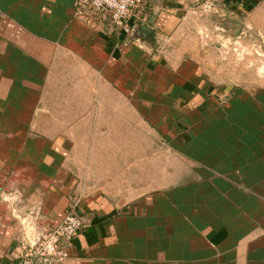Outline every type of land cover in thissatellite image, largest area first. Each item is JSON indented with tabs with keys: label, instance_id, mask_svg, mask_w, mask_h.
<instances>
[{
	"label": "crops",
	"instance_id": "1",
	"mask_svg": "<svg viewBox=\"0 0 264 264\" xmlns=\"http://www.w3.org/2000/svg\"><path fill=\"white\" fill-rule=\"evenodd\" d=\"M77 1L0 0V264L73 206L63 264H264V87L191 43L205 3L256 31L264 0H139L130 35Z\"/></svg>",
	"mask_w": 264,
	"mask_h": 264
},
{
	"label": "rangeland",
	"instance_id": "2",
	"mask_svg": "<svg viewBox=\"0 0 264 264\" xmlns=\"http://www.w3.org/2000/svg\"><path fill=\"white\" fill-rule=\"evenodd\" d=\"M195 42L209 77L226 86L264 87L263 23L254 31L247 16L233 14L218 1L205 3Z\"/></svg>",
	"mask_w": 264,
	"mask_h": 264
},
{
	"label": "built area",
	"instance_id": "3",
	"mask_svg": "<svg viewBox=\"0 0 264 264\" xmlns=\"http://www.w3.org/2000/svg\"><path fill=\"white\" fill-rule=\"evenodd\" d=\"M138 3L139 0H78L75 17L91 22L98 15H108L118 32L130 35L129 19ZM84 228L85 222L73 206L58 227L33 245L24 247L21 258L14 264H63L67 258V246Z\"/></svg>",
	"mask_w": 264,
	"mask_h": 264
},
{
	"label": "water",
	"instance_id": "4",
	"mask_svg": "<svg viewBox=\"0 0 264 264\" xmlns=\"http://www.w3.org/2000/svg\"><path fill=\"white\" fill-rule=\"evenodd\" d=\"M134 32L141 33L143 35L140 39L142 43L151 44L154 42V34L150 28L143 25H138V27L135 28Z\"/></svg>",
	"mask_w": 264,
	"mask_h": 264
}]
</instances>
